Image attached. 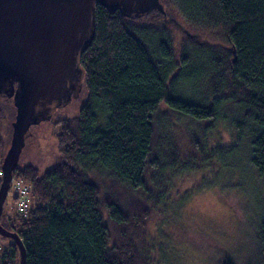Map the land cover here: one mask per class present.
Segmentation results:
<instances>
[{
    "label": "trees",
    "instance_id": "1",
    "mask_svg": "<svg viewBox=\"0 0 264 264\" xmlns=\"http://www.w3.org/2000/svg\"><path fill=\"white\" fill-rule=\"evenodd\" d=\"M161 3L136 16L95 7L80 56L85 102L55 123L51 168L13 170L27 188L25 214L15 193L0 212L24 264H151L139 247L152 215L169 212L170 183L193 163L174 143L178 131L207 170L230 173L212 177L236 190L242 209L238 242L191 245L206 264H264V0ZM213 129L227 142L209 148ZM0 264H19L18 247L2 236Z\"/></svg>",
    "mask_w": 264,
    "mask_h": 264
},
{
    "label": "water",
    "instance_id": "2",
    "mask_svg": "<svg viewBox=\"0 0 264 264\" xmlns=\"http://www.w3.org/2000/svg\"><path fill=\"white\" fill-rule=\"evenodd\" d=\"M97 5L123 16L163 8L160 0H0V101L12 99L15 110L0 166V212L30 126L81 92L80 56L94 35ZM0 236L14 241L24 264L18 236L1 225Z\"/></svg>",
    "mask_w": 264,
    "mask_h": 264
},
{
    "label": "rangeland",
    "instance_id": "3",
    "mask_svg": "<svg viewBox=\"0 0 264 264\" xmlns=\"http://www.w3.org/2000/svg\"><path fill=\"white\" fill-rule=\"evenodd\" d=\"M177 22L183 24L179 17ZM190 33L191 31L188 32L189 35H191ZM173 34L176 35L174 32ZM84 96L82 90L78 97L72 99L67 105L54 108L48 120L30 126L28 135L24 139L17 167L31 165L42 173L56 163L54 135L59 132L60 125H55V123L77 116L85 102ZM1 106L5 113L1 127L3 150L0 151V166L3 155L9 147L11 126L15 117L12 99L2 102ZM178 128L180 127L178 126ZM226 135V131L219 129L208 130L209 148L212 144H225L227 142ZM174 143L179 147V151H182V155L191 159L194 164L192 163L190 168L178 174L176 179L170 183L172 186L170 192L174 194L170 193L169 195L173 198L166 209L169 212L152 215L148 228L149 235L146 242H141L139 248L147 256L149 253L151 264H206L203 256L191 244L195 242L198 247L206 249L211 247L214 241L228 246H231L232 241L233 243L238 242L237 223L242 217V209L239 202L233 201V197H231L236 190L220 189V181L212 177L216 172L219 175L218 179L223 176L227 178L229 172L219 168L212 173V170H207L208 162H200L198 156L192 157L194 151L191 149V144L187 143L183 132L180 134L178 131V136L174 137ZM201 164L204 168L200 169L198 166ZM17 185L24 186L23 182L12 179L6 195L4 210L8 208L13 193H17ZM181 195H183L182 198H180ZM221 196H228V203L222 201Z\"/></svg>",
    "mask_w": 264,
    "mask_h": 264
},
{
    "label": "built area",
    "instance_id": "4",
    "mask_svg": "<svg viewBox=\"0 0 264 264\" xmlns=\"http://www.w3.org/2000/svg\"><path fill=\"white\" fill-rule=\"evenodd\" d=\"M17 197L18 202L16 204V209L18 213L24 215L28 207V195L27 188L23 185H17Z\"/></svg>",
    "mask_w": 264,
    "mask_h": 264
},
{
    "label": "flooded vegetation",
    "instance_id": "5",
    "mask_svg": "<svg viewBox=\"0 0 264 264\" xmlns=\"http://www.w3.org/2000/svg\"><path fill=\"white\" fill-rule=\"evenodd\" d=\"M8 100H10V99H8Z\"/></svg>",
    "mask_w": 264,
    "mask_h": 264
}]
</instances>
